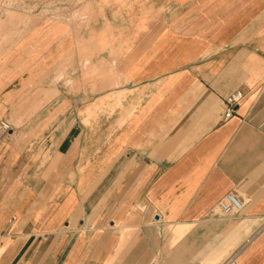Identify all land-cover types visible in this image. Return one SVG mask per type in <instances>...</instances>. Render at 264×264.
Masks as SVG:
<instances>
[{
	"label": "crops",
	"instance_id": "crops-1",
	"mask_svg": "<svg viewBox=\"0 0 264 264\" xmlns=\"http://www.w3.org/2000/svg\"><path fill=\"white\" fill-rule=\"evenodd\" d=\"M72 4L0 0V264H264V0Z\"/></svg>",
	"mask_w": 264,
	"mask_h": 264
},
{
	"label": "rangeland",
	"instance_id": "rangeland-1",
	"mask_svg": "<svg viewBox=\"0 0 264 264\" xmlns=\"http://www.w3.org/2000/svg\"><path fill=\"white\" fill-rule=\"evenodd\" d=\"M65 1V5H71V3H73L72 5H78V10L73 14L70 15V17H74L75 19L78 18L79 21V28H80V34L81 37L85 38L86 41V37L87 33H88V26L91 24V33L94 32L93 31V23H103L106 22V18L107 16H109L110 18H112V20H119V14H113V13H104L105 10H111V8H115L114 5H122L124 2H127L129 4V6H131L132 4L136 3V0H64ZM115 16V17H114ZM130 16V15H129ZM105 27H107L108 29H111V27H113L111 24L106 23ZM98 32V30H97ZM96 32V33H97ZM100 32H104V31H100L99 29V33ZM98 35V34H97Z\"/></svg>",
	"mask_w": 264,
	"mask_h": 264
},
{
	"label": "built area",
	"instance_id": "built-area-1",
	"mask_svg": "<svg viewBox=\"0 0 264 264\" xmlns=\"http://www.w3.org/2000/svg\"><path fill=\"white\" fill-rule=\"evenodd\" d=\"M243 97L244 92L236 90L225 98L227 106L225 118H230L233 115ZM9 129L10 124L7 121H2L0 124V134ZM218 208L224 215H235L244 211L246 203L234 191H230L219 200Z\"/></svg>",
	"mask_w": 264,
	"mask_h": 264
}]
</instances>
